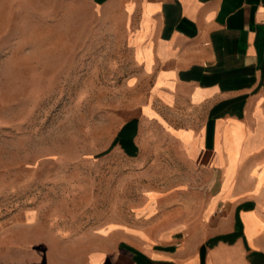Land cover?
Here are the masks:
<instances>
[{"label":"crops","instance_id":"obj_1","mask_svg":"<svg viewBox=\"0 0 264 264\" xmlns=\"http://www.w3.org/2000/svg\"><path fill=\"white\" fill-rule=\"evenodd\" d=\"M113 1L139 94L114 147L163 183L144 224L69 232V264H264V0Z\"/></svg>","mask_w":264,"mask_h":264},{"label":"rangeland","instance_id":"obj_2","mask_svg":"<svg viewBox=\"0 0 264 264\" xmlns=\"http://www.w3.org/2000/svg\"><path fill=\"white\" fill-rule=\"evenodd\" d=\"M134 67L126 6L0 0V264H69V232L145 223L162 166L114 147Z\"/></svg>","mask_w":264,"mask_h":264}]
</instances>
